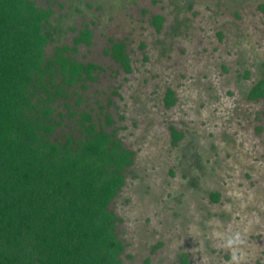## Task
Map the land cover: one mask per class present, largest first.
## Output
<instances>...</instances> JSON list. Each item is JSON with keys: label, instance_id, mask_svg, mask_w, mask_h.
Listing matches in <instances>:
<instances>
[{"label": "rangeland", "instance_id": "1", "mask_svg": "<svg viewBox=\"0 0 264 264\" xmlns=\"http://www.w3.org/2000/svg\"><path fill=\"white\" fill-rule=\"evenodd\" d=\"M34 1L51 8L50 20L63 23L57 45L71 46L84 26L91 31L90 43L76 44L69 53L77 61L97 66L94 79L83 81L84 88L79 82L67 88L68 98L51 103L53 116L59 120L60 111L65 117L50 137L60 141L65 135L82 137L77 116H68L62 105L67 101L71 111L88 112L95 128L101 125L112 132L132 152L125 185L108 205L118 218L115 233L124 246L121 264H182L181 258L186 264H264V105L261 99L247 101L244 94L252 81L264 79V0ZM153 15L163 18L158 29L151 24ZM111 41L124 43L129 71L105 52ZM53 47L46 45V56ZM223 47L230 51L225 53ZM223 58L240 64L224 62L222 68ZM239 68L242 74L251 72L240 80ZM184 82L213 87L210 97L204 91L210 100L209 118H215L212 123L193 120L196 114L190 102L156 106L167 87L183 98ZM72 91L81 97L76 105ZM106 114L109 125L104 122ZM204 122L211 123L208 129ZM170 127L189 129L206 148L210 140L205 136L217 132L212 144L227 153H220L219 169L209 168L210 177L198 176L203 175L199 180L208 176L203 187L218 191V198L199 190L194 172L189 175L193 187L183 179L185 166L170 157L172 147L164 150L158 145L161 152L154 155L155 143L170 142ZM221 138H226V146L218 142ZM140 161L152 165L139 169ZM201 199L209 206L198 212Z\"/></svg>", "mask_w": 264, "mask_h": 264}, {"label": "trees", "instance_id": "2", "mask_svg": "<svg viewBox=\"0 0 264 264\" xmlns=\"http://www.w3.org/2000/svg\"><path fill=\"white\" fill-rule=\"evenodd\" d=\"M51 13L34 0H0V264H121L118 218L108 205L132 152L67 101L62 105L77 116L82 137H50L65 117L57 111L56 119L51 103L68 98L67 88L79 82L84 88L97 69L69 53L76 44L88 45L91 31L84 26L71 46L57 45L63 23L50 20ZM162 20L153 15L151 24L158 29ZM105 52L129 71L122 41H111ZM168 93L166 106L173 102ZM72 94L76 105L81 97ZM249 97L264 101V79ZM104 122L111 123L108 114Z\"/></svg>", "mask_w": 264, "mask_h": 264}, {"label": "crops", "instance_id": "3", "mask_svg": "<svg viewBox=\"0 0 264 264\" xmlns=\"http://www.w3.org/2000/svg\"><path fill=\"white\" fill-rule=\"evenodd\" d=\"M224 37H225V34H224ZM220 48H221V46H220ZM223 50H224V52L226 53V51H230V50H227L226 49V47H223L222 48ZM222 50V51H223ZM223 53V52H222ZM227 56H228V54H226ZM233 59V58H232ZM221 60H223L222 62H220V66L223 68L224 66V62L225 63H228V64H231L233 61H235V60H227V59H221ZM220 60V61H221ZM236 62H237V64H240L239 63V61H235V64H236ZM250 72L251 71H249V70H245V72L242 74L241 73V69L239 68L238 70H237V73H238V78L240 79V80H242V79H245L249 74H250ZM247 75V76H246ZM198 77H200V74H198L197 75ZM205 76H207V75H205ZM243 76V77H242ZM246 76V77H245ZM260 79H257L256 81H252L251 83H250V85H249V87L247 88V90H246V92L244 93L245 94V96H246V99H247V101H250V100H256V99H254V98H250L249 97V92H250V90H251V88L259 81ZM209 81H210V79H209ZM199 82H201V81H199ZM185 83V82H184ZM186 84V87H185V89H184V92H183V98H181L180 99V97L179 96H177V97H175V95H174V91L170 88V87H167V88H165V90H164V92H160V94L162 95V97H161V104L160 105H157L158 104V102H157V104H156V106L159 108V106H162V107H167V108H170L172 105H173V103H178V102H181V105H187L189 102L191 103V108L193 109H191V111H193L195 114H196V116L194 117V119L193 120H196V119H207V120H209L210 118H211V115H209L208 113H209V107H207V106H209L208 104H209V101L210 100H208V99H205V92L204 91H208V96L210 97V94L212 93V90H213V87L210 85V83L208 84V87H206V89H202V87L200 88L198 85H196V84H194V85H191V84H189V82L188 83H185ZM189 88V90H187ZM185 91L186 92H189L190 94H191V96H193V98H188V95H187V93H186V95H185ZM168 92H170L171 93V97L173 98V102L171 103V104H169L168 106H166V102H165V97H166V95L168 94ZM160 94H159V98H160ZM207 95V94H206ZM153 96H157V94L156 95H153ZM257 99H261L262 101H263V99L262 98H257ZM155 100L156 101H158V98L156 97L155 98ZM154 100V101H155ZM201 103V105L199 106V104ZM263 103V105H264V101L262 102ZM199 106V107H198ZM190 109V108H189ZM184 113V112H183ZM181 114L180 115V119L183 117V116H185L184 114ZM263 114V113H262ZM264 115V114H263ZM209 116H210V118H209ZM212 119H215V118H212ZM212 119H210L209 121H211V123H212ZM205 124V126L207 127L206 129H208L209 128V126H210V124L211 123H209V122H204ZM221 123V122H220ZM221 125V124H220ZM203 126H201V128H202ZM217 129V128H216ZM222 129V128H221ZM172 130H175V132L176 133H178L179 135H180V137L179 138H177V139H172L171 137V131ZM216 132V131H215ZM220 132V131H219ZM222 133V132H221ZM198 134V133H197ZM201 134H203V133H201L200 132V129H199V135H201ZM216 135H217V132H216V134L214 133V132H212L210 135H208V136H205L206 138H208L210 141H208V142H206V144H207V147L208 148H206L204 145H199V143H198V141L196 140V138L198 137V135L196 136L195 135V133H189V129L187 130L186 128H185V130L183 131V130H179V129H175L174 127L172 128V127H170V130H169V143H168V145L165 143V144H160L161 142L159 141V143L158 144H154V146H155V148L153 149V151L155 152L154 153V155L156 154V150H158V151H160L161 152V148H159V146L158 145H163L162 147L164 148V150L165 149H169L170 147H172V150L170 151V157H172V158H174V159H178L179 160V162H182L183 163V165L185 166V169H184V171H185V173H182L183 174V179H189V180H187V181H190L191 182V184H190V186H192L193 187V185L194 184H192L193 183V179H190L191 178V176H189L192 172H194V176H196L197 177V182L199 183V181H200V183L198 184V188H199V190L200 189H202L201 191H203L202 193H204V192H207V195L209 196V197H211V194H213V193H215V194H217V198L219 197V192L218 191H213V192H211V191H209L210 189H206L205 187H203L204 185H203V183L205 182V180L206 179H208V176L210 177L211 176V172L213 171V170H211V169H213V167H215V168H218L219 169V167H218V163H220V161H221V159H222V156H221V154L220 153H227V149L226 150H221L222 148H219L218 147V145L217 144H212V139H216ZM220 135V134H219ZM224 136V135H223ZM222 139V140H221ZM220 139V141H218L219 143H220V145L221 144H223V145H225L226 146V138H221ZM225 140V141H224ZM218 143V144H219ZM199 146H200V148H199ZM151 147V146H150ZM150 147L148 146L147 148H149L150 149ZM222 147V146H221ZM153 148V147H152ZM144 151H146V147H145V150ZM143 152V151H142ZM142 152H140V153H138V155L139 154H141ZM216 152H219V158H220V160L219 161H216V159H217V157H216V155H217V153ZM162 154L164 155V157H165V152H162ZM231 155V156H230ZM191 156V157H190ZM228 157H232V153H231V151H230V153H229V156ZM212 160H214L213 162H212ZM216 161V162H215ZM218 162V163H217ZM224 162V161H223ZM153 164H155V163H153ZM181 164V163H180ZM140 167H139V169L140 168H142V166L141 165H143V167H146V168H148L150 165H152L151 163H142V161H140V163L138 164ZM132 166V161H131V164L128 166V170H129V167H131ZM211 167V169H209ZM207 170V171H206ZM170 171H172L173 172V174H174V171H173V169H171ZM140 172V171H139ZM143 172V171H142ZM141 173V172H140ZM144 173V172H143ZM198 173H204L203 175L205 176L206 175V173H208L207 175L208 176H206V177H204V179H202V180H199V179H201L202 177H203V175L202 176H198ZM147 174V173H146ZM145 174V175H146ZM193 174V173H192ZM170 175H172V174H170ZM124 179H125V176H124ZM194 181H195V179H194ZM207 181V180H206ZM196 182V181H195ZM124 185H125V183H124ZM124 185H123V187H124ZM208 188V187H207ZM203 200L204 199H201V201H199V208L197 209L198 210V212H200V210L201 209H204L205 210V206L206 205H208L207 203H205L206 205H204V202H203ZM209 200H210V198H209ZM218 200V199H217ZM216 200H210V202H215ZM209 206V205H208ZM203 210V211H204ZM208 211V209H206V212ZM199 214H201V213H199ZM207 214H208V212H207ZM206 215V214H205ZM209 215H206V217H208ZM205 216L204 217H202V219L203 218H206ZM185 263H184V262ZM181 263L182 264H186V260H185V258H181Z\"/></svg>", "mask_w": 264, "mask_h": 264}, {"label": "flooded vegetation", "instance_id": "4", "mask_svg": "<svg viewBox=\"0 0 264 264\" xmlns=\"http://www.w3.org/2000/svg\"><path fill=\"white\" fill-rule=\"evenodd\" d=\"M124 183H125V179H124ZM124 183H123V185H124ZM123 185H122V186H123ZM122 186H121V187H122ZM121 187H120V188H121ZM116 194H117V193H116Z\"/></svg>", "mask_w": 264, "mask_h": 264}]
</instances>
